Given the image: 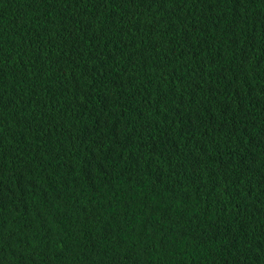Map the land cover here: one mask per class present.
I'll use <instances>...</instances> for the list:
<instances>
[{"label":"trees","instance_id":"trees-1","mask_svg":"<svg viewBox=\"0 0 264 264\" xmlns=\"http://www.w3.org/2000/svg\"><path fill=\"white\" fill-rule=\"evenodd\" d=\"M0 264H264V0H0Z\"/></svg>","mask_w":264,"mask_h":264}]
</instances>
